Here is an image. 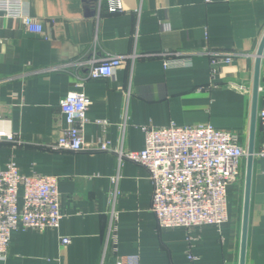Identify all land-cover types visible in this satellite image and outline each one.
<instances>
[{
    "label": "crops",
    "instance_id": "0c3cea01",
    "mask_svg": "<svg viewBox=\"0 0 264 264\" xmlns=\"http://www.w3.org/2000/svg\"><path fill=\"white\" fill-rule=\"evenodd\" d=\"M114 4L27 0L41 32L0 15V129L15 137L0 140V169L12 158L24 175L58 177L62 213L57 229L13 231L0 264H116L128 255L139 264H239L245 159L227 191L228 220L187 231L158 227L141 165L113 152L51 146L65 128L60 100L82 91L90 99L87 147L105 139L140 150L141 127L171 123L227 130L246 147L264 0H121L122 9L110 11ZM209 52L232 60L211 64ZM109 55L123 63L111 76L88 78L90 66ZM176 57L188 63L165 66ZM263 105L264 51L257 109ZM260 132L256 120L255 150ZM263 170L264 160L254 157L245 264H264Z\"/></svg>",
    "mask_w": 264,
    "mask_h": 264
},
{
    "label": "built area",
    "instance_id": "2783aa9c",
    "mask_svg": "<svg viewBox=\"0 0 264 264\" xmlns=\"http://www.w3.org/2000/svg\"><path fill=\"white\" fill-rule=\"evenodd\" d=\"M110 1L115 3L110 11L122 9L121 0ZM26 5L27 0H0V15L19 19L27 31L41 32V23L27 12ZM209 54L211 64L232 60L224 53L225 56L219 52ZM121 63V56L109 55L90 66L88 78L111 76ZM164 63L166 67L185 65L188 59L176 57ZM89 103V97L82 91H70L60 100L65 128L51 148L113 152L119 161H132L144 167L152 183L151 210L159 228L183 227L189 231L196 226H219L228 220L227 191L240 179L247 155L246 147L239 143L235 133L211 125L171 123L141 127L145 144L140 150L112 147L105 139L87 147L83 129L88 122ZM257 121L261 132L254 157L264 160V105L257 109ZM96 122L105 124V121ZM1 139L15 141L12 133L2 129ZM61 218L58 177L24 175L15 161L9 159L0 169V258L7 256L13 231L57 229ZM62 242L68 243L69 239L63 238ZM188 258L195 259L191 253ZM116 264H139L138 257L120 256Z\"/></svg>",
    "mask_w": 264,
    "mask_h": 264
},
{
    "label": "water",
    "instance_id": "95a60500",
    "mask_svg": "<svg viewBox=\"0 0 264 264\" xmlns=\"http://www.w3.org/2000/svg\"><path fill=\"white\" fill-rule=\"evenodd\" d=\"M263 51H264V34L262 35V38L260 40V43L258 45V48L254 56L255 62H254L253 86H252L250 128H249L248 142L246 146L247 155L245 158L239 264H245V251H246L249 207H250V193H251L253 161H254V152H255L256 120H257L258 90H259V69H260L261 56L263 55Z\"/></svg>",
    "mask_w": 264,
    "mask_h": 264
},
{
    "label": "rangeland",
    "instance_id": "374dc122",
    "mask_svg": "<svg viewBox=\"0 0 264 264\" xmlns=\"http://www.w3.org/2000/svg\"><path fill=\"white\" fill-rule=\"evenodd\" d=\"M238 210H239V215L241 216V211H242V196H240L239 201H238Z\"/></svg>",
    "mask_w": 264,
    "mask_h": 264
}]
</instances>
